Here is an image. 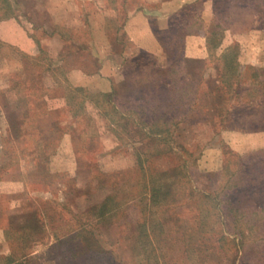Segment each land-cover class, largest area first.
I'll list each match as a JSON object with an SVG mask.
<instances>
[{
	"label": "rangeland",
	"instance_id": "rangeland-1",
	"mask_svg": "<svg viewBox=\"0 0 264 264\" xmlns=\"http://www.w3.org/2000/svg\"><path fill=\"white\" fill-rule=\"evenodd\" d=\"M11 4L0 264H264V0Z\"/></svg>",
	"mask_w": 264,
	"mask_h": 264
},
{
	"label": "trees",
	"instance_id": "trees-1",
	"mask_svg": "<svg viewBox=\"0 0 264 264\" xmlns=\"http://www.w3.org/2000/svg\"><path fill=\"white\" fill-rule=\"evenodd\" d=\"M9 11V13H7ZM13 13H12V4H11V0H1V2H0V20H2V19H7V18H9L11 15H12ZM19 100H26L25 98H20ZM109 102H110V97H109ZM108 102V103H109ZM114 108H118L117 106H115ZM150 109H148V111H149ZM132 112H134L135 114H137L138 115V123H136V121H134V120H131L132 122V124L134 125V130L135 131H137L138 129H141L140 131H142V130H144L145 131V129L146 128H148V129H150L151 127L150 126H152L153 124H154V121L153 122H151L150 123V121H148V119L147 120H145L144 119V114H143V117H142V112H140L139 110H137V109H134V110H132ZM124 115L125 116H127L126 115V113H124ZM136 115V116H137ZM154 117V116H153ZM153 117H151V118H153ZM140 118V119H139ZM124 120H126V122L125 123H120L119 122V124L120 125H123L124 126V128H126L127 127V125H128V121H130V119H127L126 117L122 120V121H124ZM24 121H22V123H23ZM139 124L140 125H143V127H139ZM20 125V124H19ZM143 132V131H142ZM143 134H145L144 132H143ZM72 135H75V136H78V133L77 132H74ZM74 137V136H73ZM173 173L174 172V169H172V170H169L168 172H163L161 175H162V177H158V179H162V178H164V180H166V178L163 176V175H169L170 173ZM160 181V180H159ZM168 185H165V188L167 189V191H164V192H160V191H162L161 189H157L156 187H155V184H154V186L152 187V189H151V194H150V205H154V204H162V203H166L168 200L170 201V200H173L172 199V196H173V190H170L169 189V187H167ZM163 189V188H162ZM114 193L113 192H111L110 191V193L108 192L107 194H105L103 197H102V199H100L97 203H93L94 205H92V206H87L88 207V209H93V206H94V208L97 206V204H99V203H102L99 207L103 210V212H100L101 213V216H104L105 215V209H107V206L106 205H108V200L110 199V200H112V198L113 197H111L112 195H113ZM99 208V209H100ZM101 210V211H102ZM92 211V210H91ZM107 212V211H106ZM37 227L38 226H40L41 228L43 227V225H44V220H37ZM88 233V235L90 236V238H92V234H91V232L90 231H88L87 232ZM86 236L85 237V247H87V248H93V247H91L92 245L90 244V242H89V236ZM27 239V234H26V237H25V239L23 240V244H24V246L26 247L27 245H26V243H25V240ZM150 240V239H149ZM93 244V243H92ZM149 245H150V243H149ZM92 250H94V249H91L90 251H92ZM88 253H90V252H88ZM33 252H24L23 254H21L20 255V257H16L15 256V254H9V255H7L6 257H5V259H6V262H4V264H28L29 263V261L32 259V257H33ZM89 256H92V255H89ZM158 262L160 263V261L158 260Z\"/></svg>",
	"mask_w": 264,
	"mask_h": 264
},
{
	"label": "crops",
	"instance_id": "crops-1",
	"mask_svg": "<svg viewBox=\"0 0 264 264\" xmlns=\"http://www.w3.org/2000/svg\"><path fill=\"white\" fill-rule=\"evenodd\" d=\"M25 31H23V32H25ZM20 38H22V39L19 42L17 40V37L14 35V33L12 34V32H10L9 34H7L6 36H0V40L1 41L10 43V44H13V45H16V46H25V45L29 44V42L30 43L32 42L30 40L29 36L27 35V33H26V35H24L23 37L21 36ZM28 39L30 41H28L27 44H25L24 41H27Z\"/></svg>",
	"mask_w": 264,
	"mask_h": 264
}]
</instances>
